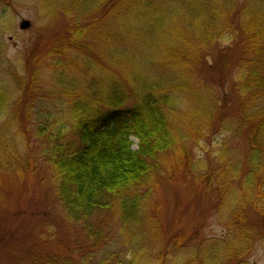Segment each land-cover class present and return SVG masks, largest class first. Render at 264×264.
Instances as JSON below:
<instances>
[{"label": "trees", "instance_id": "1", "mask_svg": "<svg viewBox=\"0 0 264 264\" xmlns=\"http://www.w3.org/2000/svg\"><path fill=\"white\" fill-rule=\"evenodd\" d=\"M34 1L50 21L63 14L68 30L49 53L54 63L47 80L41 78L46 69L42 62L33 64L28 83L18 84L22 78L16 77L14 85L7 87L6 80H0V111L8 117L0 129V189L4 175L23 169L17 162L18 150L12 147L14 139L30 155L33 139L41 141L43 160L69 222L83 224L87 238L98 248L107 227L106 221H94L116 215L122 236L127 234L128 245L135 248L134 260L118 264H165V257L158 255L156 263L140 262L135 254L144 249V242L149 247L158 243L165 252L183 245L181 239L166 238L161 230L163 237L156 216L150 213L155 180L190 175L188 142L209 134L216 124L218 129L226 128L220 118L222 108L209 90L210 105L183 115L178 113L176 93L191 94L194 86L185 84V79L196 77L205 60L212 66L211 49L227 42L223 68L235 73L237 134L244 136L248 150L243 171L239 164L232 165L219 177L206 174L204 181L208 189L224 187L226 195L234 189L231 182L224 186L227 175L236 182L243 175L241 199L264 209V0H245L238 11L236 0H56L48 8L54 0ZM102 29L108 35L97 33ZM95 58L111 62L113 69L128 67L123 78L129 84L101 75L87 80L94 69L97 74L104 72ZM152 69L161 75L152 76ZM197 83L203 87L202 79ZM30 103H39L32 106L33 116ZM57 103L67 110L50 113V105ZM19 106L24 108L22 113ZM64 114L71 129L58 118ZM181 121L187 124L184 130ZM14 124L17 134L10 136ZM246 220L243 209L230 220L231 235L237 240L234 248L226 249L229 258L252 236ZM92 255L61 254L30 262L92 264ZM110 262L107 255L100 264ZM222 262L221 258L213 263L195 261Z\"/></svg>", "mask_w": 264, "mask_h": 264}, {"label": "rangeland", "instance_id": "2", "mask_svg": "<svg viewBox=\"0 0 264 264\" xmlns=\"http://www.w3.org/2000/svg\"><path fill=\"white\" fill-rule=\"evenodd\" d=\"M55 1L48 2L46 7L55 5ZM236 1L238 11L245 0ZM59 15L50 21L34 0H0V80H6L7 87L14 85L12 78L16 77L22 78L18 80V84L30 82L35 62L46 65L41 78H49L54 63L49 53L56 39L68 30L66 18L61 13ZM24 21L31 23L27 30L20 29ZM97 33L108 35L103 29ZM227 47V42L216 44L209 54L213 65L210 66L205 60L203 66L197 70L196 77L192 80L191 77L185 79V84L194 86L191 94L176 93L178 113L183 115L210 105V91L222 108L220 118L225 121L226 128L218 129L216 124L209 134L188 142L191 159L188 165L197 176L193 174L192 177L191 172L190 175L179 174L174 181L164 176L156 179L151 197L150 203H154V208H150V213L156 216L160 233L162 230L166 238L175 236V241L181 239L179 243L183 245L176 248L171 246L166 252L163 250L165 255H162L163 251L158 243L149 247L144 242V249L135 253L140 262L156 263L155 258L159 255L165 257V264H196L197 260L213 263L218 258L225 264H264V209L254 208L241 199L243 186L241 187L240 182L243 175L237 182L231 174L227 175L226 179L229 181L225 180L224 186L231 182L234 189L226 195L222 193L224 187L215 188L212 185L208 189L204 181L206 174L212 173L214 177H219L232 165L239 164L243 171L248 150L244 136L237 134L239 121L235 107V73L232 69L224 71L223 68L222 55ZM95 61L96 64H101L104 72L97 74L94 69L92 75L86 76L87 80L101 75L105 78L114 77L129 84L123 78L129 71L128 67L118 66L113 69L111 62L107 60L102 62L95 58ZM152 70V76L161 75L158 69ZM162 74L169 75L167 71H162ZM196 79H202L203 87L200 83L196 84ZM43 104L47 105L48 102ZM36 105L39 103H30L28 106L32 108ZM67 108L57 103L50 105L49 111L61 113ZM18 111L22 113L24 108L19 106ZM33 111L35 109L32 108V116ZM66 115H58V118L66 124L67 129H71L72 124ZM26 122L31 123V119ZM5 123H8V117L4 110L0 111V129ZM15 126L11 125L10 136L17 134ZM181 126L183 130L186 129V122L181 121ZM69 137L75 139L71 133ZM18 142V139H14L12 147L18 150L17 162L23 169L19 168L20 172L9 176L4 175L0 189V264H31L32 260H46L61 254L78 257L89 253L93 254L90 260L92 264H100L107 255L111 259L109 264L134 260L135 248L128 245L127 234L122 236L123 228L116 215L111 217V214H108L105 218H96L94 221L96 224L106 221L104 223L107 227L98 248L93 240L87 238L83 224L71 223L66 219L52 184V174L43 160L41 141L33 139L32 155L26 153L24 146ZM137 145L138 141L135 140V150ZM223 155L225 161L222 160ZM182 163L180 160L179 164ZM163 172L168 175L166 168ZM231 196L238 199L232 200ZM242 209L246 213V223L252 236L239 245V252L236 251L235 255L229 258L230 251L226 249L234 248L237 240L236 235H231L234 230L230 220L234 213ZM229 235L231 236L228 240Z\"/></svg>", "mask_w": 264, "mask_h": 264}, {"label": "water", "instance_id": "3", "mask_svg": "<svg viewBox=\"0 0 264 264\" xmlns=\"http://www.w3.org/2000/svg\"><path fill=\"white\" fill-rule=\"evenodd\" d=\"M31 27V23L29 21H24L22 22V24L20 25V29L21 30H27ZM263 228H264V224H263Z\"/></svg>", "mask_w": 264, "mask_h": 264}]
</instances>
